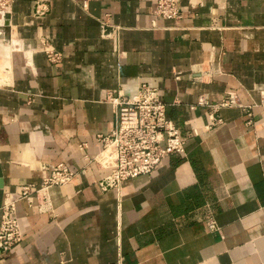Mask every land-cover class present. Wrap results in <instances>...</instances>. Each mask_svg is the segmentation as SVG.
<instances>
[{
	"label": "crops",
	"instance_id": "1",
	"mask_svg": "<svg viewBox=\"0 0 264 264\" xmlns=\"http://www.w3.org/2000/svg\"><path fill=\"white\" fill-rule=\"evenodd\" d=\"M179 4L169 19L155 0L14 1L0 25V206L56 163L77 170L100 151L97 134L116 125L110 92L157 87L186 149L106 191L92 164L50 189L46 212L18 201L24 238L0 264H264V0ZM228 92L252 125L240 108L196 104Z\"/></svg>",
	"mask_w": 264,
	"mask_h": 264
},
{
	"label": "built area",
	"instance_id": "2",
	"mask_svg": "<svg viewBox=\"0 0 264 264\" xmlns=\"http://www.w3.org/2000/svg\"><path fill=\"white\" fill-rule=\"evenodd\" d=\"M15 0H0V25H10L12 7ZM180 0H155L154 13L169 19L182 16ZM47 6L36 3L35 14L42 15ZM40 43L47 58L52 62L61 59V53L55 50L45 37ZM107 100L112 104L116 115L115 128L109 134H97L101 149L95 156L84 154L85 163L74 169L58 162L42 176L39 185L26 183L18 190L4 194L0 206V257L8 254L24 238L16 204L25 200L28 205L34 202L41 212L52 209L50 189L71 182L80 172H86L95 164L100 170L97 185L100 190L119 187L125 180L139 175L149 174L169 153L185 152L186 141L180 134L174 121L168 116L167 103L157 87L141 84L138 91L126 96L120 91L110 92ZM197 105L208 106L212 112L223 107H237L247 116L246 124L252 125L254 119L250 105L241 101L235 92H228L220 100L212 102L207 93L197 96ZM222 119L211 114L210 125L219 124ZM86 143L80 144L81 148ZM211 231L217 230L215 222H208Z\"/></svg>",
	"mask_w": 264,
	"mask_h": 264
},
{
	"label": "rangeland",
	"instance_id": "3",
	"mask_svg": "<svg viewBox=\"0 0 264 264\" xmlns=\"http://www.w3.org/2000/svg\"><path fill=\"white\" fill-rule=\"evenodd\" d=\"M2 59H4L2 62H4V68H3V72L5 71V66L8 65L10 67H12V63H11V58H5V57H2ZM9 67V70L11 69Z\"/></svg>",
	"mask_w": 264,
	"mask_h": 264
}]
</instances>
